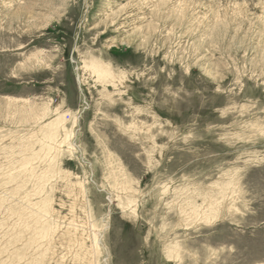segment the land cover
I'll use <instances>...</instances> for the list:
<instances>
[{"label":"rangeland","instance_id":"obj_1","mask_svg":"<svg viewBox=\"0 0 264 264\" xmlns=\"http://www.w3.org/2000/svg\"><path fill=\"white\" fill-rule=\"evenodd\" d=\"M0 175V264H264V0H0Z\"/></svg>","mask_w":264,"mask_h":264},{"label":"bare ground","instance_id":"obj_2","mask_svg":"<svg viewBox=\"0 0 264 264\" xmlns=\"http://www.w3.org/2000/svg\"><path fill=\"white\" fill-rule=\"evenodd\" d=\"M92 68H93V70L95 71V73H97L99 76H101V78H106V77L109 76V71L106 70V69H104V68H102V66L98 65L96 62H95V65H94V64L92 65ZM92 72H93V71H92ZM99 76H98V77H99ZM117 86H118V85H117ZM57 120H59V119H57ZM61 120H62V119H61ZM59 123H60V122H59ZM60 124H61V123H60ZM62 125H63V124H62ZM51 126H52V125H51ZM52 128H53V127H52ZM56 130H57V129H56ZM56 130H54V131L56 132ZM54 131H53L51 134H54ZM59 131H60V130H59ZM47 134H48V133H47ZM59 134H60V132H59ZM59 134H58V135H59ZM58 135H57V133H56V137H59V136H60V135H59V136H58ZM42 137H43V136H42ZM44 137H45V136H44ZM44 137H43V138H44ZM56 137H55V138H56ZM59 138H60V137H59ZM65 138H66V137H65ZM63 140H65V139L63 138V139H62V142H63ZM48 141H49V140L47 139V142H44V143L47 144V143H49ZM42 143H43V141H42ZM52 143H53V142H52ZM55 144L57 145V144H59V143H56V142H55ZM56 145H55V146H56ZM58 147H59V146L57 145V148H58ZM61 147H62V146H61ZM51 149H52V147H51ZM51 149H49V150L52 151ZM60 149H61V148H60ZM45 150L47 151L46 148H45ZM55 150H57V149H55ZM58 150H59V149H58ZM29 153H30V152H29ZM58 153H59V152H58ZM39 156H41V154H40ZM42 156H43V155H42ZM44 156H46V155H44ZM47 156H48V155H47ZM23 158H24V157H23ZM27 163H29V162H27ZM27 163H26V164H27ZM26 166H27V165H26ZM32 166H33V165H32ZM33 167H34V166H33ZM24 168H25V167H24ZM51 169H52V168H51ZM26 170H27V169H26ZM31 170H32V169H31ZM34 170H35V167H34ZM46 171H47V170H45V172H46ZM2 172H3V171H2ZM6 172H7V170H6ZM26 172H27V171H25L24 174H25ZM28 172H30V171L28 170ZM32 172H33V171H32ZM40 172H41V171H40ZM43 172H44V171H43ZM51 172H54V171L51 170ZM22 173H23V172H22ZM47 173H48V172H47ZM7 174H8V173H7ZM24 174H22V175H24ZM36 174H37V173H36ZM36 174H35V175H36ZM41 174H42V173H41ZM52 174H53V173H52ZM57 174H59V173H57ZM18 175H19V174H18ZM48 175H50V174H48ZM48 175H47V174L45 175V180H46V176L51 178V176H48ZM53 175H55V174H53ZM0 176H1V175H0ZM15 176H16V175H15ZM28 176H29V175H28ZM55 176H56V175H55ZM17 177H18V176H17ZM24 177H26V176H24ZM40 177H42V176H40ZM52 177H53V176H52ZM56 177H57V176H56ZM2 178H3V177H2ZM20 178H21V177H20ZM33 178H34V177H33ZM37 178H38V177H37ZM42 178L44 179V177H42ZM0 179H1V178H0ZM3 179H4V178H3ZM30 179H31V178H30ZM35 179H36V178H35ZM10 180H11V179H10ZM14 180H16V178H14ZM17 180H18V178H17ZM20 180H21V179H20ZM22 180H23V179H22ZM25 180H26V179H25ZM27 180H28V178H27ZM47 180H49V179H47ZM37 181H38V180H37ZM37 181H36V184H37ZM41 181H43V180H41ZM50 181H51V180H50ZM6 182H7V181H6ZM8 182H9V181H8ZM15 182H16V181H15ZM17 182H18V181H17ZM21 182H22V181H21ZM34 182H35V181H34ZM38 182H39V181H38ZM25 183H26V182H25ZM39 183H40V182H39ZM40 184H41V183H40ZM43 184H44V183H43ZM49 184H50V183H49ZM12 185H13V184H12ZM41 185H42V184H41ZM10 186H11V185H10ZM13 186H14V185H13ZM8 187H9V186H8ZM40 187H42V186H40ZM17 188H18V187H17ZM40 189H41V188H40ZM35 190H36V189H35ZM38 190H39V188H38ZM43 190H44V189H43ZM36 191H37V190H36ZM53 191H54V190H53ZM1 192H2V191H1ZM14 192H15V191H14ZM38 192H39V191H38ZM41 192H42V191H41ZM41 192H40V193H41ZM30 193H31V192H30ZM34 193H36V192L34 191ZM34 193H33V194H34ZM2 194H3V193H2ZM38 194H39V193H37V195H35V196H38ZM3 195H4V194H3ZM30 195H32V194H30ZM30 195H29V196H30ZM42 195H44V191H43V194H42ZM45 195H46V194H45ZM29 196L27 195V197H29ZM32 196H33V195H32ZM32 196H31V197H32ZM49 196H50V195H49ZM31 197H30V198H31ZM40 197H41V195H40ZM40 197H39V198H40ZM45 197H47V196H45ZM30 198H29L28 200H31V199H32V198H31V199H30ZM45 200H46V202L48 201L47 199H45ZM24 201H26V200L24 199ZM40 201H41V200L39 199V201H37L38 203L36 202V204H39ZM50 201H52V200H50ZM46 202H45V204H48V203H46ZM43 203H44V202L42 201L41 204H40V207H42V208H43V206H42ZM49 203L51 204V202H49ZM52 203H53V202H52ZM30 204H32V203H30ZM45 204H44V205H45ZM24 205H25V204H24ZM32 206H33V205H32ZM37 206H38V205H37ZM37 206H36V207H37ZM20 207H21V206H20ZM22 207H23V206H22ZM44 207L46 208V205H45ZM26 208H27V207H26ZM31 208H32V207H30V209H27V210H31ZM34 208H35V207H34ZM42 208H39V209L42 210ZM20 209H21V208H20ZM46 209H47V208H46ZM35 210H37V209H35ZM43 210H45V209H43ZM48 210H50V209H48ZM52 210H53V209H52ZM52 210H51V211H52ZM18 211H19V210H18ZM23 211H24V210H23ZM25 211H26V210H25ZM32 211H33V210H32ZM51 211H50V212H51ZM54 211H55V210H54ZM10 212H11V211H10ZM29 212H30V211H29ZM37 212H39V210H38ZM42 212H43V211H42ZM16 213H17V212H16ZM31 213H32V212H31ZM45 213H46V212H45ZM48 213H49V212H48ZM48 213H47V215H48ZM51 213H52V212H51ZM56 213H57V211H55V214H56ZM18 214H19V213H18ZM22 214H23V213H22ZM28 214H29V213H28ZM33 214H34V212L32 213V215H33ZM35 214H36V213H35ZM43 214H44V213H43ZM23 215H24V214H23ZM25 215H26V214H25ZM44 215H46V214H44ZM47 215H46V216H47ZM41 216H43V215H41ZM48 216H49V215H48ZM48 216H47V217H48ZM52 216H54V215H52ZM52 216H51V217H52ZM43 217H44V216H43ZM43 217H40V218L43 219ZM51 217H50V218H51ZM24 218H25V217H24ZM37 218H38V217H37ZM3 220H4V219H3ZM45 220H46V219H45ZM45 220H44V221H45ZM4 222H5V221H4ZM41 222H42V221H41ZM46 222H47V221H46ZM53 222L56 223V222H58V221H55V220H54ZM55 223H54V224H55ZM44 224H45V223H44ZM59 224H60V223H59ZM59 224H55L54 226H57V225H58L57 227H59V226L61 225V224H60V225H59ZM25 225H26V224H25ZM42 225H43V224H42ZM44 226L47 227L48 225H43V228H44ZM14 227H15V226H14ZM50 228H54V227H50ZM60 228H61V226H60ZM30 229H31V228H30ZM56 229H57V228H56ZM58 229H59V228H58ZM62 229H63V228H62ZM62 229H60V230L62 231ZM14 231H16V230H14ZM26 231H27V230H26ZM32 231H33V230H32ZM52 231H53V230H52ZM57 231L59 232V230H57ZM65 231H66V230H65ZM69 231H70V230H69ZM69 231L67 230L66 233H67V232L69 233ZM71 231H72V230H71ZM9 232H10V231H9ZM27 232H28V231H27ZM48 232H51V231H48ZM55 232H56V231H55ZM56 233H57V232H56ZM10 234H11V233H10ZM24 234H25V233H24ZM24 234H23V235H24ZM49 234H50V233H49ZM53 234H54V231H53V233L51 234V237L54 236ZM62 234H63V236H64V232H63ZM15 235H16V234H15ZM65 235H66V234H65ZM67 235H68V234H67ZM71 235H72V234H71ZM20 236H21V235H20ZM49 237H50V236H49ZM59 237H60V236H59ZM65 237H67V236H65ZM20 238H21V237H20ZM54 238H55V237H54ZM71 238H72V237H71ZM18 239H19V238H18ZM48 239H49V238H48ZM51 239H52V238H51ZM61 239H62V238H61ZM63 239H64V238H63ZM16 240H17V239H16ZM16 240H15V241H16ZM52 240H53V239H52ZM36 241H37V240H36ZM49 241H50V239H49ZM72 241H73V240H72ZM11 242H12V241H11ZM34 242H35V241H34ZM56 242H57V241H56ZM50 243H51V242H50ZM50 243H49V244H50ZM49 244H47V246H49ZM51 245H52V243H51ZM51 245H50V247H52ZM69 245L71 246V244H69ZM69 245H68V248L70 249ZM72 245H73V244H72ZM81 245H82V243H81ZM47 246H46V247H47ZM38 247H39V246H38ZM72 247H73V246H72ZM29 248H30V247H29ZM32 248H33V247H32ZM34 248H35V247H34ZM41 249H42V248H41ZM44 249H45V248H44ZM46 249H47V251H48L50 248L48 249V247H47ZM51 249L54 250L53 248H51ZM71 249H72V248H71ZM40 251H41V250H40ZM44 251H46V250H44ZM50 251H51V250H50ZM33 252H34V251H33ZM53 252H54V251H53ZM34 253H35V252H34ZM36 253H37V250H36ZM43 253H44V252H43ZM51 253H52V251H51ZM20 254H21V253H20ZM12 255H13V254H12ZM45 255H48V254L46 253ZM45 255L43 254L42 256H45ZM52 255H53V254H52ZM54 255H55V254H54ZM39 257H40V255H39ZM49 257H51V256H49ZM53 257H54V256H53ZM47 258H48V257H47ZM74 258H75V257H74ZM51 259H52V258H51ZM51 259H50V260H51ZM36 260H37V259H36ZM40 260H41V257H40ZM43 260H46V259H43ZM75 260H77V259H75ZM80 260H81V258H80ZM24 261H25V260H24ZM34 261H35V260H34ZM34 261H33V263H34ZM78 261H79V260H78ZM31 262H32V261H31ZM39 262H40V261H39ZM49 262H50V261H49ZM37 263H38V261H37ZM37 263H36V264H37ZM10 264H11V263H10ZM43 264H45V261H44ZM48 264H49V263H48ZM82 264H84V262H83Z\"/></svg>","mask_w":264,"mask_h":264}]
</instances>
